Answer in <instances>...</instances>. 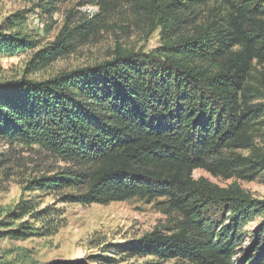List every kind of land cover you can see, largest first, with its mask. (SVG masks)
Masks as SVG:
<instances>
[{
  "label": "trees",
  "instance_id": "1",
  "mask_svg": "<svg viewBox=\"0 0 264 264\" xmlns=\"http://www.w3.org/2000/svg\"><path fill=\"white\" fill-rule=\"evenodd\" d=\"M183 1L155 6L160 45L148 53L117 48L106 61L46 80L0 81V142L37 147L69 165L29 185L67 190L62 202L83 207L162 200L177 215L169 235L155 229L92 261L46 264H115L111 255L123 252L159 262L264 264V201L235 184L220 188L193 177L202 170L251 181L264 169L255 144L264 125V92L247 86L253 62L264 65V0H218L226 14L202 23H188L192 5ZM92 31L91 21L65 24L37 49L27 18L16 13L0 27V58L31 52L28 67L42 71ZM29 210L21 205L8 212L0 238L34 236L36 229L21 220L27 214L38 220L47 210Z\"/></svg>",
  "mask_w": 264,
  "mask_h": 264
},
{
  "label": "rangeland",
  "instance_id": "2",
  "mask_svg": "<svg viewBox=\"0 0 264 264\" xmlns=\"http://www.w3.org/2000/svg\"><path fill=\"white\" fill-rule=\"evenodd\" d=\"M164 1L0 0V27L9 16L22 13L27 18L29 34L39 43L37 49L52 43L65 24L75 28L91 21L93 26L87 41L80 43L78 40L72 54L59 58L42 71L28 67L31 52L0 58V81L21 78L46 80L63 71L106 61L117 48L148 53L160 45L159 13L155 6ZM183 2L192 5L188 23H202L213 14H226L218 0ZM186 30L183 27L181 32ZM252 66L247 86L264 92V65L254 61ZM253 98L254 95L251 98L253 103H258ZM261 129L255 144L264 156V125ZM238 153L248 155L246 151ZM0 161L4 162L0 169V222L5 220L8 212L21 205H27L34 211L47 210L38 220L30 214L21 220L36 229L34 236L18 240L0 238V264H46L54 260L83 258L92 261L97 256L110 255V246L139 239L155 229L166 235L173 232L177 215L163 205L162 200L148 203L131 199L107 206L83 207L62 202L61 196L69 194L67 190H36L29 185L30 181L69 167L37 147L15 146L10 149L0 142ZM193 177L195 180L206 179L220 188L235 184L252 198L264 201V169L256 173L251 181H226L213 178L202 170L194 171ZM258 222L252 223L246 232L251 233ZM111 257L116 260L115 264H186L174 260L159 262L153 257H130L124 252Z\"/></svg>",
  "mask_w": 264,
  "mask_h": 264
}]
</instances>
